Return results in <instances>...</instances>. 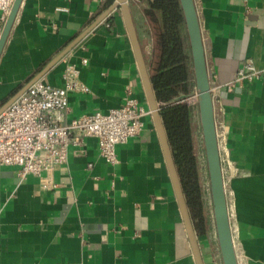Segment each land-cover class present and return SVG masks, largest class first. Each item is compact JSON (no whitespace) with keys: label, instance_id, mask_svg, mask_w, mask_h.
<instances>
[{"label":"crops","instance_id":"obj_1","mask_svg":"<svg viewBox=\"0 0 264 264\" xmlns=\"http://www.w3.org/2000/svg\"><path fill=\"white\" fill-rule=\"evenodd\" d=\"M116 2L23 0L0 57V107L78 39L40 79L58 86L65 58L88 60L80 80L89 92L69 95V119L119 108L129 91L148 101ZM194 5L238 263L264 264V0ZM146 8L130 0L148 67L154 38ZM247 63L260 78L228 86ZM116 153L118 163L107 164L88 138L42 177L20 179L18 168L0 165V264H196L153 116ZM190 215L204 264H223L213 206L202 219Z\"/></svg>","mask_w":264,"mask_h":264},{"label":"built area","instance_id":"obj_2","mask_svg":"<svg viewBox=\"0 0 264 264\" xmlns=\"http://www.w3.org/2000/svg\"><path fill=\"white\" fill-rule=\"evenodd\" d=\"M14 2L0 0L1 22L7 21ZM63 62L60 85L39 80L0 115V165L18 168L20 179L42 177L66 164L69 148L82 147L88 138L97 139L100 157L114 166L116 147L141 135L152 116L148 101H139L129 91L119 108L69 119V95L89 92L80 80V65L86 66L88 60ZM260 76L261 71L247 63L228 86L252 83ZM185 102L196 106L198 98L194 95Z\"/></svg>","mask_w":264,"mask_h":264},{"label":"water","instance_id":"obj_3","mask_svg":"<svg viewBox=\"0 0 264 264\" xmlns=\"http://www.w3.org/2000/svg\"><path fill=\"white\" fill-rule=\"evenodd\" d=\"M22 1L23 0H15L12 10L4 26L3 32L0 37V57L10 35V31L12 29ZM179 1L183 11L185 27L190 46L192 73L195 81V90L192 95H180L172 99L169 104L182 103L193 95H196L198 98V112L203 138L205 158L209 174L214 221L222 261L223 264H239L234 247L230 216L228 212L227 196L215 120L214 100L211 94L210 78L206 65L201 28L198 20L197 11L194 5V0ZM115 7H119L122 12L128 30V34L134 48L138 68L145 88L149 107L152 111L153 120L160 135L170 177L180 206L186 231L192 246L196 264H204L200 247L198 244V238L191 219L189 206L174 161L166 128L161 116V104L157 100L152 85L151 77L148 71V67L146 64V60L142 51V47L136 32V28L133 23L132 13L130 9V0H117ZM79 41L80 39L73 42L65 51H63L60 55L53 59L42 71H40L29 83L23 86L10 100L5 102L0 107V115L12 103H14L19 97H21L31 85L39 81L50 69H52L59 61H61L64 56L70 50H72L73 47Z\"/></svg>","mask_w":264,"mask_h":264},{"label":"trees","instance_id":"obj_4","mask_svg":"<svg viewBox=\"0 0 264 264\" xmlns=\"http://www.w3.org/2000/svg\"><path fill=\"white\" fill-rule=\"evenodd\" d=\"M154 48L148 71L166 128L174 161L192 214L202 219V188L194 151L195 108L169 104L180 95H192L195 81L183 11L179 0H145Z\"/></svg>","mask_w":264,"mask_h":264},{"label":"rangeland","instance_id":"obj_5","mask_svg":"<svg viewBox=\"0 0 264 264\" xmlns=\"http://www.w3.org/2000/svg\"><path fill=\"white\" fill-rule=\"evenodd\" d=\"M192 102H193V100H192ZM184 103H186L188 106H191L192 108H195L193 127L197 128L199 140H198V142H196L197 140H195L194 151H195V155L197 158V169H198L200 184H201V188H202V202H203L202 212L204 215V213H206V211H208L210 208H212V205L210 206V203H209L210 201L212 202V198H211V192H210V181H209L207 162H206V159L204 156L205 153H204L203 138H202V133H201L198 104L195 106V105H189V103L185 102V101H184Z\"/></svg>","mask_w":264,"mask_h":264}]
</instances>
